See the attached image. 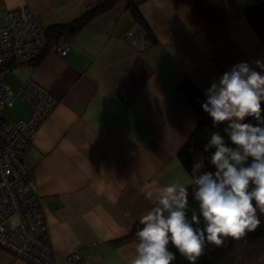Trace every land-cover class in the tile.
Listing matches in <instances>:
<instances>
[{
    "label": "crops",
    "instance_id": "obj_1",
    "mask_svg": "<svg viewBox=\"0 0 264 264\" xmlns=\"http://www.w3.org/2000/svg\"><path fill=\"white\" fill-rule=\"evenodd\" d=\"M262 2L113 0L65 37L55 26L83 15L86 0H0V25L8 9L25 4L54 29L49 46L68 43L64 55L48 46L39 59L2 70L10 88L32 79L58 99L30 152V190L40 199L54 264H69L64 256L74 250L87 264H129L137 241L116 239L142 227L156 188L191 181L177 153L198 116L177 85L188 78L205 94L233 65L256 68L253 61L264 60V26L250 10ZM132 25L137 33L123 41ZM3 111L11 120L30 115L21 100ZM0 264L29 263L0 248Z\"/></svg>",
    "mask_w": 264,
    "mask_h": 264
},
{
    "label": "clouds",
    "instance_id": "obj_2",
    "mask_svg": "<svg viewBox=\"0 0 264 264\" xmlns=\"http://www.w3.org/2000/svg\"><path fill=\"white\" fill-rule=\"evenodd\" d=\"M239 62L205 90L201 107L213 128L204 152L214 171L190 183L181 179L155 189L154 206L140 217L129 264H173L176 251L197 264L208 244L221 247L261 225L264 215V60ZM255 121L246 122V121ZM227 137V139L225 138ZM202 169L204 165L194 166ZM189 188L197 207H190Z\"/></svg>",
    "mask_w": 264,
    "mask_h": 264
},
{
    "label": "built area",
    "instance_id": "obj_3",
    "mask_svg": "<svg viewBox=\"0 0 264 264\" xmlns=\"http://www.w3.org/2000/svg\"><path fill=\"white\" fill-rule=\"evenodd\" d=\"M99 0H86L89 6ZM130 26L121 36L129 41L137 33ZM47 27L25 4L8 9L0 25V248L29 264H54L39 196L31 192L33 165L30 152L38 126L58 99L40 83L28 79L12 89L3 82V67L10 62L34 60L48 48ZM51 51L64 55L67 41L54 42ZM15 100L30 108L25 119L11 120L3 112ZM15 221L14 224H11ZM79 250L67 253L69 264H87Z\"/></svg>",
    "mask_w": 264,
    "mask_h": 264
},
{
    "label": "trees",
    "instance_id": "obj_4",
    "mask_svg": "<svg viewBox=\"0 0 264 264\" xmlns=\"http://www.w3.org/2000/svg\"><path fill=\"white\" fill-rule=\"evenodd\" d=\"M112 1L113 0H105L100 3L98 2L72 22L55 26V31L54 29L47 28V40L49 41V36L52 37V31L58 34V36H70L83 26L94 13L108 7ZM131 9L135 20L139 25L146 29L147 25L141 15L133 7H131ZM250 13L252 14L254 24L261 29L262 26H264V2L253 7L250 10ZM41 55L35 59H39ZM177 90L198 116V122L193 133L177 153L179 160L190 173L192 180L195 175L202 171H214L213 166L210 164L211 151H214V149H210L209 152H204V145L208 143L212 132L219 131L223 135L224 125H221L219 128H213L210 117L201 107L206 99L205 94L190 79H183L177 85ZM262 107H264V104H262ZM246 122L255 123L254 120ZM225 138L227 139V137ZM198 163H202L204 167L202 169H196L194 166ZM189 201L190 207H197L196 202L192 199L191 188H189ZM260 220V227H258L257 230L248 233L240 240L227 238L225 244L221 247L208 244L205 248L204 254L198 259L197 264H264V215H260ZM140 228L141 227L134 228L127 234V236L118 240L116 239L115 243L119 244L125 240L131 239L137 241L136 232ZM170 250L176 252V260L173 264H189V262L181 256L175 248H171Z\"/></svg>",
    "mask_w": 264,
    "mask_h": 264
},
{
    "label": "rangeland",
    "instance_id": "obj_5",
    "mask_svg": "<svg viewBox=\"0 0 264 264\" xmlns=\"http://www.w3.org/2000/svg\"><path fill=\"white\" fill-rule=\"evenodd\" d=\"M7 106V105H6ZM8 108V107H7ZM4 113H6L9 116V113H7L6 111H3Z\"/></svg>",
    "mask_w": 264,
    "mask_h": 264
}]
</instances>
